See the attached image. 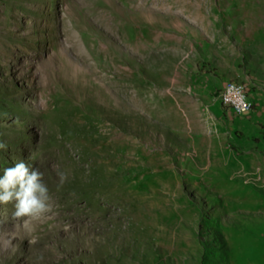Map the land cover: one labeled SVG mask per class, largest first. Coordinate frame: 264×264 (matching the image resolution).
<instances>
[{
  "label": "rangeland",
  "instance_id": "1",
  "mask_svg": "<svg viewBox=\"0 0 264 264\" xmlns=\"http://www.w3.org/2000/svg\"><path fill=\"white\" fill-rule=\"evenodd\" d=\"M0 143V264H264V0H0Z\"/></svg>",
  "mask_w": 264,
  "mask_h": 264
},
{
  "label": "clouds",
  "instance_id": "2",
  "mask_svg": "<svg viewBox=\"0 0 264 264\" xmlns=\"http://www.w3.org/2000/svg\"><path fill=\"white\" fill-rule=\"evenodd\" d=\"M239 98L240 103L237 110L246 113L249 105L244 102L243 87L231 84L228 86L225 103L230 102L229 97ZM5 147L0 143V149ZM62 185L66 180V174L58 171ZM14 203L13 217L16 219L28 218L29 220H40L52 212L53 205L49 189L43 181V173L39 169H31L23 161L15 163L14 167L4 170L0 178V204Z\"/></svg>",
  "mask_w": 264,
  "mask_h": 264
},
{
  "label": "built area",
  "instance_id": "3",
  "mask_svg": "<svg viewBox=\"0 0 264 264\" xmlns=\"http://www.w3.org/2000/svg\"><path fill=\"white\" fill-rule=\"evenodd\" d=\"M231 84H235L236 86L240 87L242 86L243 87V96H244V102L247 103L249 105L248 107V110L246 113H242V112H239L237 110V106L239 103H240V100L238 97L235 98V100H233V97H229V101L228 103H225V96L227 95V89H228V86L231 85ZM219 99H220V102L221 104L224 106V107H227L229 108L234 114L236 115H244V114H247L248 112H250L252 110V103L249 101L247 95H246V88L243 84L241 83H238V82H235V81H228L223 90L221 91L220 95H219Z\"/></svg>",
  "mask_w": 264,
  "mask_h": 264
},
{
  "label": "crops",
  "instance_id": "4",
  "mask_svg": "<svg viewBox=\"0 0 264 264\" xmlns=\"http://www.w3.org/2000/svg\"><path fill=\"white\" fill-rule=\"evenodd\" d=\"M226 83H227V82H226ZM226 83H225V84H226ZM224 86H225V85H224ZM224 86H223V88H224ZM222 90H223V89H222ZM219 100H220V99H219ZM228 109H229V108H228ZM229 110H230V109H229ZM230 111H231V110H230Z\"/></svg>",
  "mask_w": 264,
  "mask_h": 264
}]
</instances>
